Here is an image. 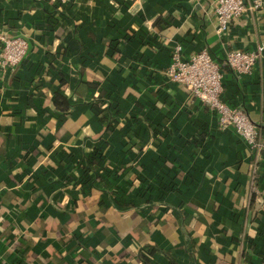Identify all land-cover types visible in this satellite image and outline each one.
<instances>
[{
	"label": "crops",
	"instance_id": "1",
	"mask_svg": "<svg viewBox=\"0 0 264 264\" xmlns=\"http://www.w3.org/2000/svg\"><path fill=\"white\" fill-rule=\"evenodd\" d=\"M216 1L0 0V264H264V151L165 74L208 49L264 132V0L223 35Z\"/></svg>",
	"mask_w": 264,
	"mask_h": 264
},
{
	"label": "built area",
	"instance_id": "2",
	"mask_svg": "<svg viewBox=\"0 0 264 264\" xmlns=\"http://www.w3.org/2000/svg\"><path fill=\"white\" fill-rule=\"evenodd\" d=\"M262 0H217L214 8L219 35L226 33L232 21L243 13L259 10ZM0 68L5 71L18 65L28 51V42L22 36L0 33ZM258 53L246 49L227 51L223 65L237 74L251 73ZM168 81L184 85L190 94L213 110L221 129L232 128L253 149L264 151V132L249 113L240 106L231 105L224 96L225 82L221 64L208 49H201L188 56L182 55V46L172 51V62L165 71ZM253 191L261 190L253 182Z\"/></svg>",
	"mask_w": 264,
	"mask_h": 264
},
{
	"label": "trees",
	"instance_id": "3",
	"mask_svg": "<svg viewBox=\"0 0 264 264\" xmlns=\"http://www.w3.org/2000/svg\"><path fill=\"white\" fill-rule=\"evenodd\" d=\"M57 101H59V99H58V98H57ZM59 102H60V101H59ZM88 161H89V163H88V164H89V167H90V166H93L92 164H93V163H94V161H96V160H94V159L92 160V159H90V158H89V160H88ZM96 162H97V161H96Z\"/></svg>",
	"mask_w": 264,
	"mask_h": 264
}]
</instances>
